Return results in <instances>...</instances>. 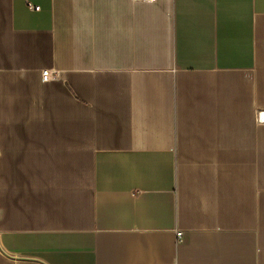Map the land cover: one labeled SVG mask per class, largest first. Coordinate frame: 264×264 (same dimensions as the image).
<instances>
[{"label": "crops", "instance_id": "0c3cea01", "mask_svg": "<svg viewBox=\"0 0 264 264\" xmlns=\"http://www.w3.org/2000/svg\"><path fill=\"white\" fill-rule=\"evenodd\" d=\"M262 111L264 0H0V264H264Z\"/></svg>", "mask_w": 264, "mask_h": 264}, {"label": "built area", "instance_id": "2783aa9c", "mask_svg": "<svg viewBox=\"0 0 264 264\" xmlns=\"http://www.w3.org/2000/svg\"><path fill=\"white\" fill-rule=\"evenodd\" d=\"M148 1H153V0H148ZM29 6L34 8V9H39V6H34V5H31V4H29ZM52 72H53V70H45L42 73V79L43 80H49V77H50ZM54 73H56V72H54ZM177 235L180 236V232H177Z\"/></svg>", "mask_w": 264, "mask_h": 264}, {"label": "water", "instance_id": "95a60500", "mask_svg": "<svg viewBox=\"0 0 264 264\" xmlns=\"http://www.w3.org/2000/svg\"><path fill=\"white\" fill-rule=\"evenodd\" d=\"M259 120L264 121V111L259 113Z\"/></svg>", "mask_w": 264, "mask_h": 264}]
</instances>
